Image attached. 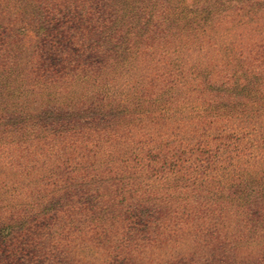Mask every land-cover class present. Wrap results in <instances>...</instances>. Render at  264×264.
I'll use <instances>...</instances> for the list:
<instances>
[{
    "label": "trees",
    "instance_id": "16d2710c",
    "mask_svg": "<svg viewBox=\"0 0 264 264\" xmlns=\"http://www.w3.org/2000/svg\"><path fill=\"white\" fill-rule=\"evenodd\" d=\"M0 264H264V0H0Z\"/></svg>",
    "mask_w": 264,
    "mask_h": 264
},
{
    "label": "rangeland",
    "instance_id": "374dc122",
    "mask_svg": "<svg viewBox=\"0 0 264 264\" xmlns=\"http://www.w3.org/2000/svg\"><path fill=\"white\" fill-rule=\"evenodd\" d=\"M32 36H33V34L29 32L27 35V39L31 38Z\"/></svg>",
    "mask_w": 264,
    "mask_h": 264
}]
</instances>
